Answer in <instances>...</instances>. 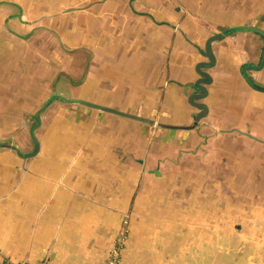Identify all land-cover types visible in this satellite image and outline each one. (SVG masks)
Segmentation results:
<instances>
[{
  "label": "crops",
  "instance_id": "obj_1",
  "mask_svg": "<svg viewBox=\"0 0 264 264\" xmlns=\"http://www.w3.org/2000/svg\"><path fill=\"white\" fill-rule=\"evenodd\" d=\"M247 26L264 0H0V264H264Z\"/></svg>",
  "mask_w": 264,
  "mask_h": 264
},
{
  "label": "water",
  "instance_id": "obj_2",
  "mask_svg": "<svg viewBox=\"0 0 264 264\" xmlns=\"http://www.w3.org/2000/svg\"><path fill=\"white\" fill-rule=\"evenodd\" d=\"M245 28H247V29H256V30L262 32V30H260V29H258L256 27L247 26ZM221 35H222V33H216V34L210 36L207 39V41L205 43V46H204V53H205V56L208 58V61H206L204 63H201L199 65L200 67L201 66H203V67H209V66H211L214 63V57H213V54H212V51H211L210 43L213 40H215L216 38H219ZM263 61H264V55H263V59L261 60V63L259 65H252L251 64V65H245V67L253 68V69H258L262 65ZM197 73L200 75L201 78H198L195 81V83H194V88L197 90L198 93L192 94V97H191L192 99H200V98L204 97V94L206 92V89L203 86H201V84L202 83H209V80H210V78L208 77V75L205 72L200 71L198 68H197ZM87 104L90 105V103H87ZM91 105L92 106H95V107H98V108H101V109H104V110H107V111H111V112H114V113H118L120 115L134 117L131 114L124 113V112L118 111V110L113 109V108L103 107V106L95 105V104H91ZM195 106L197 108H199V111H198V113L194 117V122L192 123V125L184 126L183 128L193 127L196 124V122L206 114V105L204 103H195ZM37 119L39 120V115L38 114H37ZM157 125L158 126H162V127H171V128H177V127H179V126H174V125H164L162 123H158ZM9 147L14 152H16V153L19 154L18 147H17L16 144H12Z\"/></svg>",
  "mask_w": 264,
  "mask_h": 264
},
{
  "label": "built area",
  "instance_id": "obj_3",
  "mask_svg": "<svg viewBox=\"0 0 264 264\" xmlns=\"http://www.w3.org/2000/svg\"><path fill=\"white\" fill-rule=\"evenodd\" d=\"M13 264H24V263H13ZM106 264H118V254L113 252L112 255L108 258Z\"/></svg>",
  "mask_w": 264,
  "mask_h": 264
}]
</instances>
